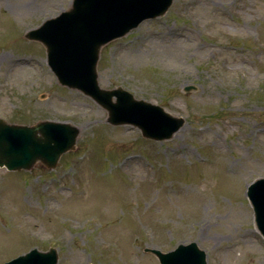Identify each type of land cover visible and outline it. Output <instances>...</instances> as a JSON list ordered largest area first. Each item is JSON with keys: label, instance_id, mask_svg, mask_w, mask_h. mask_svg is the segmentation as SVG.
Listing matches in <instances>:
<instances>
[{"label": "rangeland", "instance_id": "obj_1", "mask_svg": "<svg viewBox=\"0 0 264 264\" xmlns=\"http://www.w3.org/2000/svg\"><path fill=\"white\" fill-rule=\"evenodd\" d=\"M71 2L0 0V118L79 130L53 169L0 168V264L50 247L57 264H159L145 251L191 242L207 264H264L246 198L264 178V0H173L101 48V88L185 120L157 142L110 126L25 38Z\"/></svg>", "mask_w": 264, "mask_h": 264}, {"label": "water", "instance_id": "obj_2", "mask_svg": "<svg viewBox=\"0 0 264 264\" xmlns=\"http://www.w3.org/2000/svg\"><path fill=\"white\" fill-rule=\"evenodd\" d=\"M173 0H72L70 7L45 20L25 38L40 42L49 69L63 87L90 97L107 111L106 121L131 125L144 138L167 140L184 120L165 112L160 106L136 100L121 88L99 87L97 62L100 49L123 37L142 21L163 16ZM191 88L186 87L185 91ZM79 130L70 123L49 120L32 125L10 124L0 118V167L8 171L29 170L36 163L55 168L60 156L74 150ZM246 196L254 212L255 225L264 237V179L252 182ZM154 254L159 264H206L205 253L192 242L173 251ZM57 251L31 249L3 264H56Z\"/></svg>", "mask_w": 264, "mask_h": 264}]
</instances>
